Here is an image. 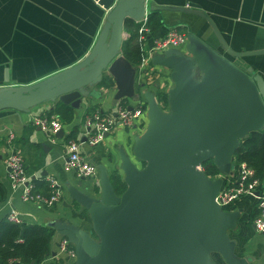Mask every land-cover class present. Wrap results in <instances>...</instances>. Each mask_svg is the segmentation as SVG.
Listing matches in <instances>:
<instances>
[{"label":"water","instance_id":"obj_1","mask_svg":"<svg viewBox=\"0 0 264 264\" xmlns=\"http://www.w3.org/2000/svg\"><path fill=\"white\" fill-rule=\"evenodd\" d=\"M95 1L106 14L86 56L34 83L0 88V110L27 112L53 99L76 109L84 98L98 99L108 90L93 88L107 74L112 105L120 99L144 102L145 126L117 149L111 170L124 190L114 193L102 167L96 195L80 189L82 177L66 187L67 207L76 214L83 211L90 225L88 230L67 222L52 226L72 245V264H216L212 254L224 264H246L248 258L235 255L227 234L240 210L222 208L214 197L223 176L232 174L240 140L264 125L262 77L250 67L238 68L230 58L264 54V48L231 49L211 18L197 8L154 0ZM165 11L201 17L216 45L188 31L183 48L151 55L150 65L171 82L162 109L153 89L143 82L135 85L136 67L120 54V46L127 37L125 20L138 22ZM61 134L59 130L55 136ZM206 160L218 176L202 172L200 164Z\"/></svg>","mask_w":264,"mask_h":264},{"label":"crops","instance_id":"obj_2","mask_svg":"<svg viewBox=\"0 0 264 264\" xmlns=\"http://www.w3.org/2000/svg\"><path fill=\"white\" fill-rule=\"evenodd\" d=\"M154 1L157 5L173 4L203 10L227 45L235 51L264 48V0ZM105 14L106 10L95 0H0V88L34 83L81 60L94 44ZM155 20L158 25L153 30L149 29L146 18L136 22L138 27L131 25L123 29L127 37L135 34L134 40L139 52L140 33L147 30L146 39L150 44L153 39L162 36L167 27L172 26L184 32H192L210 45H216L206 22L199 16L165 11L158 12ZM230 61L241 69L250 67L264 81V54L230 58ZM137 67L138 65L135 85L143 82L141 71ZM160 71L154 70L158 76L149 86L154 93L156 90L165 91L171 86L168 80L163 81ZM93 88L97 90L100 86ZM112 94L113 90L108 89L98 99L84 98L76 109L53 99L44 101L27 112L0 110V220L7 213L14 212L21 222L50 228L48 250L52 258L49 263H73V259L56 255L60 235L53 229V225L67 222L86 230L90 227L84 218L73 216L71 208L67 207L70 201L66 187L75 185L80 177L73 170L64 167V142L74 134V137L81 136L87 105L96 106L104 112L112 105ZM133 103L134 101H130L127 104L131 106ZM60 106L70 109L71 115L67 119H62L59 114ZM33 114L56 117L61 122V136H55L52 140L43 134L30 123ZM8 133L13 135L12 143L22 155L31 183L38 177H43L46 183L49 178L55 180L60 190V198L51 207L22 202L16 192L9 191L7 170L3 164L7 149L4 138ZM136 133L138 132L135 129L116 127L97 144L89 146L83 142L80 145L83 157L96 168L97 180L100 167L108 175L112 173L113 163L118 158L117 149ZM237 172L238 164L235 162L232 174L223 176L225 182L234 183ZM259 181L260 189L264 191V176ZM80 189L94 196L97 194L98 185H93L89 179H83ZM225 209L240 210L237 224L227 231L229 239L235 243V255L238 258L247 257L246 264H264V238L252 223L257 213L255 200L241 195L225 206ZM211 258L216 264H224L217 254H212Z\"/></svg>","mask_w":264,"mask_h":264},{"label":"built area","instance_id":"obj_3","mask_svg":"<svg viewBox=\"0 0 264 264\" xmlns=\"http://www.w3.org/2000/svg\"><path fill=\"white\" fill-rule=\"evenodd\" d=\"M146 32L147 30H145V33L139 34L140 60L137 69L141 71L144 85L149 88L150 83L154 79L156 80L159 75L158 72V75H155L156 72L154 73V70H159V68L150 65L151 55L167 48H183L186 43V33L173 26L167 27L162 36L153 39L148 44ZM155 97L157 98L156 95ZM127 105L117 100L104 112L96 109L90 114L85 115L82 122V138L80 135H77L73 138L66 139L64 142V167L76 172L78 177L89 179L93 185L97 186L96 168L83 157L80 151V145L85 142L87 145L93 146L100 142L105 134L116 127L136 130L142 124V118L146 123L144 116L145 105L142 100L135 99L130 109L127 108ZM159 105L161 106V103ZM30 123L52 140L55 134L61 129V122L54 116L33 114L30 117ZM12 141L13 135L11 133L6 134L4 144L7 149L3 158V164L7 170L9 191L16 192L22 202L36 203L46 207L53 205L60 198V190L55 180L52 178L47 180L50 187L48 195H42L36 192L25 171L22 155L14 147ZM225 181L223 177V184L214 197L215 202L220 207L225 208V206L241 195L252 197L255 200V208L257 210L252 223L255 230L264 238V191L260 189V181L252 177V169L244 163H239L235 182L230 184ZM255 192H257L256 195ZM5 219L12 223L21 222L19 216L14 212L7 213ZM56 255L66 259H73L74 257L72 245L63 236H60L58 240ZM51 258L52 256L48 254L37 264H49ZM4 264H13V261L8 260Z\"/></svg>","mask_w":264,"mask_h":264},{"label":"trees","instance_id":"obj_4","mask_svg":"<svg viewBox=\"0 0 264 264\" xmlns=\"http://www.w3.org/2000/svg\"><path fill=\"white\" fill-rule=\"evenodd\" d=\"M158 12H154L147 16L146 23L150 30H153L158 22L155 20ZM138 27V24L132 20L124 21V28L129 26ZM135 34L129 35L121 42L120 54L134 67L139 64L140 52L134 40ZM111 78L107 74H103L98 86L110 89L112 87ZM161 100L166 101V94H161ZM124 99H120L122 102ZM96 106L87 105L88 110H96ZM60 115L62 119H67L71 115L70 109L60 106ZM85 111V112H86ZM75 135V134H74ZM73 136L68 137L73 138ZM244 163L252 169V177L262 180L264 176V125L259 131L250 132L248 137L240 140L239 146L234 152V163ZM202 172L207 177H215L219 174L215 165L211 160H206L200 164ZM109 180L113 186L114 193L119 195L125 188L124 182L112 172L109 174ZM32 184L36 192L42 195H48L50 187L43 177L32 180ZM38 190V191H37ZM46 207V206H45ZM51 207V206H48ZM73 216L85 218L84 212L76 214L72 210ZM51 229L38 224L30 223H12L4 218L0 220V264L12 260L13 264H37L41 259L49 254L48 241Z\"/></svg>","mask_w":264,"mask_h":264},{"label":"rangeland","instance_id":"obj_5","mask_svg":"<svg viewBox=\"0 0 264 264\" xmlns=\"http://www.w3.org/2000/svg\"><path fill=\"white\" fill-rule=\"evenodd\" d=\"M179 30L184 32V30H182V29H179ZM163 93H165V91H163V90H156L155 95L158 98V103H161V106L160 107H162L163 109H165V107H166V101L163 102L161 100V97H160L161 94H163ZM130 101H135V99H133V98L132 99H124L121 103H123L125 105V104L129 103ZM92 111L93 110H88V111L85 112L84 115L90 114ZM144 124H145V120L142 118V124L139 127L136 128L135 132H141V130H143V128H144Z\"/></svg>","mask_w":264,"mask_h":264},{"label":"bare ground","instance_id":"obj_6","mask_svg":"<svg viewBox=\"0 0 264 264\" xmlns=\"http://www.w3.org/2000/svg\"><path fill=\"white\" fill-rule=\"evenodd\" d=\"M166 108V107H165Z\"/></svg>","mask_w":264,"mask_h":264}]
</instances>
